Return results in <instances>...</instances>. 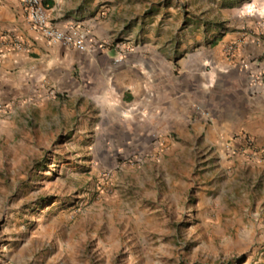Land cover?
Instances as JSON below:
<instances>
[{
  "label": "rangeland",
  "instance_id": "1",
  "mask_svg": "<svg viewBox=\"0 0 264 264\" xmlns=\"http://www.w3.org/2000/svg\"><path fill=\"white\" fill-rule=\"evenodd\" d=\"M71 2L72 27L102 28L84 30L99 46L175 65L239 32L255 95L264 88V0ZM66 95L46 108L1 98L0 264H264V147L252 136L236 137V164L220 173L215 152L186 137L177 154L176 136L159 150L115 147L108 126L125 123L126 105Z\"/></svg>",
  "mask_w": 264,
  "mask_h": 264
},
{
  "label": "crops",
  "instance_id": "2",
  "mask_svg": "<svg viewBox=\"0 0 264 264\" xmlns=\"http://www.w3.org/2000/svg\"><path fill=\"white\" fill-rule=\"evenodd\" d=\"M45 1L51 3L57 28L68 31L75 23L71 0ZM84 26L86 51L53 45L32 29L19 0H0V101L8 93L32 96L35 103H46L45 108L54 95L117 100L128 111L125 123L117 122L122 116L116 115L108 126L115 147L159 150L165 136H176L168 144L177 154L188 147L180 140L186 137L190 151L215 152L209 159L220 173L236 164L237 158L228 159L242 146L236 138L240 134H249L264 147V88L255 95L254 82H249L255 70L245 59L254 50L246 43L239 48V32L227 34L192 61L183 58L175 65L165 63L163 55L122 54L101 47L91 35L99 38L102 28ZM233 42L238 43L236 51L228 56L225 48ZM119 134L125 136L122 141ZM244 162L239 161V167L250 169Z\"/></svg>",
  "mask_w": 264,
  "mask_h": 264
},
{
  "label": "built area",
  "instance_id": "3",
  "mask_svg": "<svg viewBox=\"0 0 264 264\" xmlns=\"http://www.w3.org/2000/svg\"><path fill=\"white\" fill-rule=\"evenodd\" d=\"M33 30L53 45H62L78 49L82 52L88 49L85 36L79 28L71 27L68 31L57 28L50 16V8L45 0H19ZM233 47L229 51H233Z\"/></svg>",
  "mask_w": 264,
  "mask_h": 264
},
{
  "label": "trees",
  "instance_id": "4",
  "mask_svg": "<svg viewBox=\"0 0 264 264\" xmlns=\"http://www.w3.org/2000/svg\"><path fill=\"white\" fill-rule=\"evenodd\" d=\"M46 5H51V3L49 1H45Z\"/></svg>",
  "mask_w": 264,
  "mask_h": 264
}]
</instances>
